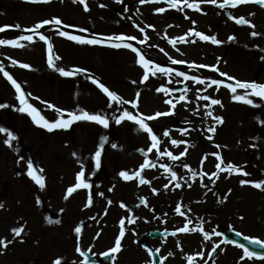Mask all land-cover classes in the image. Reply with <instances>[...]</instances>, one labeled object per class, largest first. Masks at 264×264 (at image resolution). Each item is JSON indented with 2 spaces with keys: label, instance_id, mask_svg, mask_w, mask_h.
<instances>
[{
  "label": "rangeland",
  "instance_id": "1",
  "mask_svg": "<svg viewBox=\"0 0 264 264\" xmlns=\"http://www.w3.org/2000/svg\"><path fill=\"white\" fill-rule=\"evenodd\" d=\"M86 3L89 8L87 12L84 11L83 4L74 3L73 0H51V3L0 0V27L8 26L6 30L9 33V30H14V26L18 24V31L10 32L13 40L24 34L32 35L34 41H23L26 47L22 49L0 46V62L21 85L22 90L26 94L31 93V96L27 97L29 103L40 110L50 122L57 119V113L48 109L41 101L69 112L82 110L89 114L103 113L109 117L113 114L119 117L123 110L113 113L114 109L119 108L115 103L113 109L107 108V97L86 75L65 78L44 65L47 63V45L39 40L38 34L23 30L52 18H60L63 24L72 26L61 28L72 35L85 38L116 35L133 37L135 39L125 42L136 47L152 63L172 68L174 72L183 71L206 81L219 80L228 84L233 80H227V76L239 81L264 83V47L257 54L250 56L251 60L248 62H252V66L249 65V71L243 74H239L240 59L236 53L239 49L233 47V44L243 46L246 38L249 39L247 27L250 28L249 24L254 25L256 15L261 13H249L250 7L220 9L210 3H201V11L195 12L186 7L183 11H177L165 3L141 4L140 0H122L121 3H116V0H86ZM100 4L105 7L101 8ZM161 7L167 11L158 13L156 10ZM144 8H151V13ZM257 9L262 10L264 7L257 4ZM235 13L238 15L237 19L244 18L249 24L238 25L235 19H229V14L234 17ZM185 16L189 19H185ZM192 21H195V25ZM140 28H143L144 32H141ZM79 29L87 31L81 32ZM190 29L208 36H216L222 43L214 45L186 35ZM40 32L49 38L54 55L61 58L54 60L57 67H63L65 70L76 67L85 69L110 91L130 102L136 100V94L139 93L137 109H132L131 104L123 106L133 114L138 111L140 114L154 115L157 112L169 111L170 106L163 101L178 98L187 86L189 103L180 102L173 110L174 114L181 111L184 120L176 124H172V120L170 123L173 114L148 122L161 141V151L180 155L187 148V153L181 156V162H173L166 155L160 157L155 149L148 152L150 139L130 121L116 125L110 119L108 129L94 122L81 121L74 123L68 130L49 133L46 129L38 127L26 113L17 111L20 105L15 89L0 74V104L9 105L8 108L0 109V127L18 138L10 148L4 143L6 133H0V204L4 205L0 209V240H12L13 229H24L21 236L7 249H0V264H54L57 259L61 260V264H83L80 255L82 250L91 249L93 254L101 256L104 251L114 246L121 230V220L124 221L125 236L121 241L122 250L113 254L114 264H149L151 257L148 253L154 249L160 250L163 264H176L175 259L181 251V256L185 259L184 264H187L186 258L189 255L200 253L204 247L206 253L208 249L212 250L211 244L199 246L193 243V240L190 241L188 235L194 228L202 229L197 233L202 241L204 233L209 232L213 236L214 244H220L218 249L223 256L234 257L236 253L240 257L244 256L243 249L222 238L221 232L225 227L216 229L208 226L204 212H198L200 217H194L188 212L186 203L199 204V196L191 202L185 200L183 197L187 194L188 186L179 181L182 187L175 189V182L170 180V173L164 171V165L170 167L178 177H190V172L184 167L187 165L197 172L191 183L199 179L197 183L201 185L204 178L212 176L208 184L216 195L224 193L231 198L232 212L226 214L230 221L228 227L245 235L264 239V206H254L255 210L251 213L254 222L246 223L238 217L244 210L250 213L249 209L243 208L242 202L248 199H264V191L251 186V182L264 181V125L257 127L259 130L255 131L249 126V123L255 125L258 119L264 124V111L259 103L254 102L259 107L253 108L259 110L257 116L262 118L252 117L249 111L245 114L236 111L233 104L228 103L232 94L224 87H220L217 92L213 86L205 92L204 85H197L192 81L183 82L182 77H175L174 74L172 77L150 76L147 82L141 83L143 69L138 63L139 58L130 49H116L107 46V42L105 45H78L58 36L56 26H46ZM2 33L4 32H0V35ZM10 35L4 34L0 37L2 39ZM145 35L148 39L141 43ZM232 36L236 39L229 41ZM180 37H185L186 42L181 43L178 39ZM169 39L177 40L175 47L168 42ZM191 40L196 42L191 43ZM225 41L230 42L228 47L223 46ZM160 49L167 52L168 56ZM168 57L186 63L173 65ZM13 60L18 63L13 65ZM19 63L29 64L31 70L20 68ZM192 64L206 67L197 70L190 67ZM212 66H216L218 71H213ZM220 72L226 73L227 76H221ZM169 79H172L171 84L168 83ZM133 81L136 83H132ZM161 86L168 87L171 96L157 92ZM242 92L244 90L238 89L237 94ZM197 95H210L219 99L223 107L216 105L205 109L204 105L210 101L197 100ZM37 97L39 99H36ZM173 102H176L175 99ZM197 105L201 108L199 112L196 111ZM207 110L213 111L214 116L222 117L223 123L207 118L204 114ZM231 110L246 118L233 119L229 115ZM211 125L216 127L214 134L204 131ZM193 127L201 133L205 143L199 141L198 136L192 140L188 138ZM243 128L245 130L240 132ZM163 131H169V137L162 136ZM209 135L213 137L211 140L207 138ZM30 136L32 137L29 138ZM171 139L182 143L179 147L173 146ZM196 141L201 146L211 145L212 149H199L195 158H192L193 143ZM101 144L103 149L100 168L96 169L93 157L95 152L100 150ZM216 145L220 147L217 148ZM141 149L147 155L142 154ZM212 153H217L220 159L211 155ZM206 155L208 159L203 160ZM21 157L24 159L21 160ZM146 159L156 164V168L149 166L141 173L144 179L150 181L149 184L140 185L139 178L124 181L119 176L121 171H127L130 175L138 171ZM28 160L33 162L38 175L44 178V190H40L39 186L27 177ZM81 164L84 165L85 182L90 183L91 188L78 189L65 199L67 189L77 183L76 176L81 171ZM217 164H220L221 168L231 164L234 168H239L240 173L246 172L248 175L231 169L219 172ZM40 168H43V173L39 172ZM254 168L257 169L256 173ZM94 171L95 175H92ZM201 171L208 174L202 180L199 175ZM154 172L156 175L150 177V173ZM213 173H218L219 179ZM226 174L228 180L222 184V178ZM241 180L249 183L242 186ZM165 185H168L167 189ZM153 189L156 190L155 193ZM99 193H103V196ZM37 197L40 199L39 204ZM89 198L92 203L86 206ZM109 200L111 205L108 204ZM121 204H124L123 208L120 207ZM178 205L184 215L176 213L175 208ZM32 207L35 210H32ZM49 218L60 223H49ZM133 219L135 223L130 222ZM188 220L192 223L189 224ZM184 226L189 228V232L179 231ZM76 227L81 228L79 235L74 231ZM173 232L176 233L175 236L172 235ZM21 239L23 243L19 242ZM185 241L188 244H182ZM77 248L80 251H77ZM179 249L181 250L177 253ZM171 251L172 255H169ZM260 257L264 256L240 258V264H264V259Z\"/></svg>",
  "mask_w": 264,
  "mask_h": 264
},
{
  "label": "snow or ice",
  "instance_id": "2",
  "mask_svg": "<svg viewBox=\"0 0 264 264\" xmlns=\"http://www.w3.org/2000/svg\"><path fill=\"white\" fill-rule=\"evenodd\" d=\"M27 2L30 3H51V0H27ZM74 3H80L84 5V11H89V8L87 6L86 0H73ZM122 0H116V3H121ZM249 2H255L257 4H259L260 6L264 7V0H223L222 3H219L218 0H199V2H197V0H140L141 4H158V3H165L168 4L170 8L172 9H176L177 11H183L184 8H188L191 9L195 12H200L201 8H200V4L201 3H210L212 5H215L216 7L220 8V9H225L228 7H236L240 4H245V3H249ZM100 7L103 8L105 7L104 4H100ZM158 13H164L165 11H167L166 8H158L156 10ZM254 15V13H253ZM185 19H189V17L185 16ZM229 19H235V23H237L238 25H243V24H249V21L244 19V18H239L236 19L235 17H233L231 14H229ZM193 25H195V21H192ZM46 26H56V33L58 36L60 37H64L69 41L75 42L78 45H105L107 42V46H111L113 48L116 49H120V48H124V49H130L133 53H135V55L139 58L138 59V63L140 65V67L143 69V75H142V80L141 83L147 82L149 80V77H156L157 75L161 76V77H172L173 74L175 77H182L183 78V82H187V81H192L194 82V84L197 85H204V91L207 92V90L209 88H212L213 86H215V91H219L220 87H224L230 90V93L232 94V99L236 102L242 103L244 105H249L252 107H259V105L254 104L253 99H251L250 97H259L261 100H264V84L262 83H257V82H241L239 80L235 81V86H233L232 84H228V83H223L219 80H211V81H206L205 79H201L195 75H189L186 74L183 71H175L172 68H168V67H161L159 65H156L154 63H152L149 59L145 58V55H143L140 51L137 50L136 47H133L131 44L126 43V40H130V39H135L133 37H126L124 35H116V36H94L93 38H85L83 36L80 35H72L69 34V32L61 30V28L67 29L69 27H72L70 25H66L62 23V20L60 18H52V19H47V20H43L37 24H35L33 27L28 28V29H24L23 31L25 32H29V33H33V34H38L39 35V40L43 41L46 45H47V50H48V56H47V64L50 68L53 69V71H56L59 73V75L61 77H65V78H74L75 76L78 75H86L87 79L91 81V83L93 85H95L108 99V103H107V108L109 109H113V103L119 105V108L114 109L113 113H115L116 111H121V109H123L121 111V114L119 117H117L115 114H113L111 117H109L106 114L103 113H98V114H89L87 111H82V110H77V112L79 114H77V112H69V111H65L59 108H56L54 105L46 102V101H41L42 104H45L46 107L50 110H54L57 113V119L54 122H50L49 120H47L45 118L44 115L41 114V111L38 110L36 107L33 106V104L29 103V100L27 97L31 96V93H25L22 88L21 85L13 78L12 75L9 74L8 71L5 70L4 64L2 62H0V74H2L10 83L11 86L15 89V93L16 95V99L19 102L20 107L17 109V111H19L20 113H26L29 117H31V120L40 128L46 129L49 133L56 131V130H68L71 128V126L74 123L77 122H81V121H86V122H94L97 125H101L104 129H108L110 126V119L113 120L115 122L116 125H121L124 121H130L133 122L135 125L138 126V129L140 131H142L143 133L147 134L148 139H150L151 141V145L148 149V152H152L153 149L156 150V152L158 153V155L160 157L163 156H167L171 161L175 162L181 159V156L185 155L187 153V148L184 149V152H182L180 155H173L172 152L169 151H161L160 150V139L158 138V135L156 133H154L153 128L149 126L150 121H154L156 120L158 117H162V116H171L174 114V109L176 108L177 104L180 102H184V103H189V101L187 100V93L189 91V88L186 86L182 93L179 95L178 98H168L165 99L163 102L166 105L170 106V110L166 111V112H157L154 115H144V114H140L138 111L136 112V114H133V112L124 109V105L127 104H131V108L132 109H137L138 108V99H139V93L136 94V100L134 101H128V100H124L122 99L117 93H115L114 91H110L108 87H106L103 83L98 82L91 74H88L86 72L85 69H81V68H71L68 70H65V68L63 67H57L56 64L54 63L55 61L60 60L61 58L59 56H55L53 53V45L52 43L49 41V38L40 32L41 29H44ZM250 27L254 28V25L249 24ZM8 26H2L0 27V32H4L6 30ZM14 27L16 28H20V25H15ZM139 27V26H137ZM146 27H152V26H146ZM169 27H172V25H169ZM141 32H144L143 28L139 29ZM79 31L84 32L87 31L86 29H79ZM186 35H190V36H194L199 38V40L204 41V42H211L214 45H220L222 42L219 41L216 36H208L205 34H202L198 31H194V30H189V33ZM251 35L253 37L257 36L258 34L253 31L251 32ZM148 39V37L145 35L143 37V40L140 41L141 43L146 42ZM179 41L181 43L186 42L185 37H180L178 38ZM236 39L235 36L229 37V41H234ZM23 41H27V42H34L33 41V36L32 35H21L19 36L18 39L15 40H0V46H11L13 48H25L26 45L24 43H22ZM170 44L173 45V47H175L177 40L176 39H169L168 41ZM191 43H195V40H191ZM161 52H164L163 49H160ZM177 51H179V49H177ZM165 56H168L167 52H164ZM171 64L176 65V64H181V63H186L185 61H180V60H176L173 59L171 57H168ZM18 62L13 60L12 64L16 65ZM18 66L22 69H29L31 70V66L29 64L26 63H19ZM190 67L194 68V69H199V68H203L206 67L205 65H196V64H192L190 65ZM212 70L213 71H218V68L216 66H212ZM221 76H227L226 73L220 72L219 73ZM234 77L231 76H227V80L231 81L234 80ZM132 83H136L135 81H133ZM168 83L171 84L172 83V79L168 80ZM238 89L244 90L243 94H237ZM157 92L159 93H163L165 96H171V90L168 87H164L161 86L157 89ZM36 99H39L38 97ZM175 99V103L173 102V100ZM197 100H203V101H210V103L205 104L204 107L205 109H210L212 106H216L219 105L220 107H223L222 101L219 99H215L212 98L210 95H197L196 97ZM9 105L8 104H0V109H4V108H8ZM201 110L200 106L197 105L196 107V111L199 112ZM205 116L207 118H211L214 121H216L217 123L222 124L223 123V119L222 117L219 116H214L213 115V111L211 110H207L205 111ZM65 116L67 117V119H65ZM204 131L209 132V133H215L216 131V127L215 125H211L208 126L204 129ZM0 133H6V139L4 140V143L8 146V147H13V142L16 141L18 138L17 136H15L12 132L8 131L7 129L0 127ZM183 134V133H182ZM170 133L169 131H163L162 136L164 137H169ZM209 140H211L213 137L211 135H209L207 137ZM105 142L107 141V137L104 138ZM180 143H182L181 141H177L176 139H171V144L173 146L179 147ZM113 147H116L115 145H113ZM216 147H220L219 145H216ZM100 150H97L94 154L93 159L95 160V168L99 169L100 168V161H101V152L103 149V144H101L99 146ZM142 154L147 155V153L143 152V149L140 150ZM73 155L75 156L76 154L73 153ZM211 155L216 156L217 159H220L219 155L217 153H212ZM21 160L24 159V157L20 158ZM208 159V156H204L203 160ZM203 160L201 161V163H203ZM149 166H151L152 168H156V164L149 161V160H145L143 162V164L140 166V169L136 172H134L133 174H129V172L127 171H121L119 173V176L124 180V181H133L136 180L137 178H139V184L140 185H145V184H149L150 181L144 179L141 176V173L148 168ZM81 171L77 174L76 176V181L77 183L75 184L74 187H69L67 189V194L65 196V199H67L68 197H70L74 192H76L78 189H90L91 188V184L85 182V171H84V165L81 164ZM164 167V171L167 173H170V180L175 182V189H179L182 187V183L187 185L189 188L192 187V183L190 181L194 180L197 176V172L193 171L190 167H188L187 165H184L185 168L188 169V171L190 172L191 176L190 177H178L177 174L172 171V169L166 165L163 166ZM26 175L27 177L31 178L32 181L35 182L36 185L39 186L40 190H44L45 189V180L41 175L37 174V169L34 167V164L31 160L26 161ZM216 168L219 170V172H224L227 170H233L237 173H240V169L239 168H234L233 165L229 164L227 165L225 168H221L220 164L216 165ZM43 168L39 169L40 173H43ZM242 175H248V173L244 172V173H240ZM92 175H95V171L92 173ZM201 180L203 179L204 176H208L207 173L205 172H200L199 173ZM214 176H216L217 179H219V175L218 173H213ZM208 179L211 180L212 176H208ZM179 181H182L179 182ZM214 183V181H213ZM241 185L243 186L245 183H249L247 181L241 180L240 181ZM202 187H207L206 185H203V183H201ZM251 186L256 188V189H260L262 191H264V181H259V182H251ZM114 187V186H113ZM168 185H165V188L167 189ZM173 189V190H175ZM209 191H211L212 189L209 188ZM109 191H112V189H109ZM153 193L156 192L155 189L152 190ZM100 196H103V193H99ZM37 203H40V199L39 197H37ZM92 203L91 198L88 199L87 201V205L86 206H90ZM111 200L108 201V204L111 205ZM4 207L3 204H0V209H2ZM120 207H124V204H121ZM175 211L177 214L180 215H184L183 212H181V208L178 205L175 208ZM241 219H243V217H241ZM49 223H60V221L56 220L53 221L51 218L48 219ZM131 223H135V220H131ZM188 223H192L191 220H188ZM121 225V230L119 232V235L117 237V239L114 242V246L110 249V252L112 254L118 253L120 252L121 249V241L125 236V232H124V221L121 220L120 222ZM200 230L202 231V229H192V231H197ZM24 231V229L22 227H18L12 230L13 232V239L12 240H0V249H7L9 247L10 244H12L13 242H15L16 238L21 236V233ZM75 233L77 235H79L81 233V228L80 227H76L74 229ZM180 232L182 233H187L189 232V228L187 226L181 227L179 229ZM216 235H219V233H215ZM173 236L176 235L175 232L172 233ZM212 237L208 234V233H204V239L205 240H210ZM19 242L23 243V240L21 239ZM250 243L253 244H260L259 240H251ZM220 247V244H216L213 248H212V252L214 253L216 251L217 248ZM261 247H264V245H261ZM91 249H89L90 251ZM77 251H80L79 248H77ZM155 252H159V249H156ZM81 256H84L85 253L84 252H80ZM105 255H108V253H106ZM149 257H152L154 255L153 252H149L148 253ZM169 255H172V253H169ZM201 259H203V253L199 254ZM256 254L253 252L248 251L247 248L244 249V256L241 257V259H243L244 257H247L249 259H252L253 256H255ZM209 258H211V256H209ZM261 259H264V257H260ZM164 259H167V257H164ZM188 264H192L193 260L195 259V257L193 256H188L187 258ZM54 264H61V260L57 259L54 261ZM84 264H88L87 259L85 260ZM149 264H154V262L152 260L149 261ZM160 264H163V260L160 261Z\"/></svg>",
  "mask_w": 264,
  "mask_h": 264
},
{
  "label": "bare ground",
  "instance_id": "3",
  "mask_svg": "<svg viewBox=\"0 0 264 264\" xmlns=\"http://www.w3.org/2000/svg\"><path fill=\"white\" fill-rule=\"evenodd\" d=\"M219 2H221V1H219ZM246 7H250L248 12L251 13V14H253V13L255 14V13H258V12H261V13L257 14L255 19H254L253 23H254L255 27L254 28L247 27L249 39L246 38V41H245L244 45L240 46L238 44H233V47H236V48L239 49V50H236L237 51L236 53L238 54L239 59H240L239 74H243L245 71H249V67L252 66V62L250 64L248 62V61L251 60L250 56H252L254 54H257L264 47V9L258 10L257 9V4L249 5V6H246ZM241 8H243V7H241ZM144 9L148 13H151V11H152L151 8H144ZM234 17L236 19L238 18L237 13L234 14ZM13 31L14 32L18 31V28L15 27L14 30H12V29L9 30V33L6 30L1 35L7 34L9 36L10 32L13 33ZM253 31H255L258 35L253 37L251 35V32H253ZM0 39H1V37H0ZM1 40H13V38L10 35V37L4 36ZM229 44H230V42H228V41L223 42V46H225V47H228ZM44 65L48 66L47 63H44ZM241 94H243V92ZM250 98L253 99V102L259 103V105H261V108L264 111V100H261L259 97H250ZM228 103L233 104V107L235 108L236 111H242V112H244V114L249 111V112L252 113V117H261V116H257V113L259 112V110L257 108H253L252 106L244 105L242 103L236 102L232 98H230ZM236 111L231 110L230 114H229L230 117H232L233 119L246 118V116L244 117V115H241L240 113H239V115H237L238 112H236ZM182 115L183 114L181 113V111L177 112V113L174 114V116L172 117L171 120L170 119H168V120H170V123L173 120L172 124H176L179 121L184 120V117ZM263 125L264 124H263V121L261 119L260 120L258 119V121L255 122V125H252L251 123H249V126H251L250 129L253 128V131L258 129L257 127H262ZM199 130L202 132V130L200 128H199ZM244 130L245 129L243 128L240 132H243ZM190 134L191 135L187 134L189 139L192 140V139H195L194 138L195 136H198L199 137V141L205 143V139H203V137L201 136V133H199L198 130L195 127L192 128ZM31 137L32 136H30L29 138H31ZM162 142H166V140H162ZM189 143H191V141H189ZM210 148H211V145H206L205 144V146H201L196 141V142L193 143V150L191 152L192 153L191 157L195 158V155L197 154L199 149L207 150V149H210ZM189 160L191 161L190 158H189ZM178 162H181V160H178ZM253 171L256 173L257 169L254 168ZM155 175H156V173L154 172V173H150L149 176L150 177H154ZM227 180H228V178H227V174H226L222 178V184H225L227 182ZM198 181H199V179H197L196 181H194L192 183V187L191 188L188 187L186 189V193L187 194H186L185 197H183L185 200H188V201L191 202V201L195 200L197 195L199 196V200H200L199 204L192 205V204H187L186 203V205L188 207V212L192 213L194 215V217H200L199 213H203L204 212L205 213L206 224L208 226H210V227H215L216 229H222L224 227L225 228L228 227L230 221L227 219L226 214L229 213V212H232L231 204H230V199L231 198L228 197L227 195H225L224 193L216 195V193L213 190L209 191L208 189L210 188V185L208 184L209 179L207 177L204 178V182L202 180L203 185H206L207 187H202L199 183H197ZM242 204H243V208L244 209L247 208V209L250 210V213H248L247 210H244L243 212H240L238 217H240V219H241V217H243V219H241V220L245 221L246 223L254 222L253 221L254 219L251 217V213L255 210L254 206H256V208H257V205L264 206V199L262 201H259V200H256V199H248L247 201L242 202ZM32 210H35V209L32 207ZM263 221H264V219H263ZM263 225H264V222H263ZM198 232H199L198 230L190 232V234L188 235V237H190V241L193 240V243L198 244L199 246H204V245L205 246H209V244H211L210 247L213 248L216 245V244H214L213 236L210 235V233L208 231H207L208 234L212 238L210 240H205L204 239L203 240L204 242L201 240L200 237L197 236ZM182 244H188V242L185 241V242H182ZM190 245L191 244L189 243V246ZM180 250L181 249L177 250V253ZM185 250H187V248ZM135 252L136 251H134V253ZM181 252H179L177 254V258L175 259L176 264H181V260L183 261V264L185 262V259L182 258L183 255H182ZM171 253H172V251H171ZM200 253H203V257H204L203 259H201L200 255H199ZM200 253H194V254L189 255V256L195 257V259L193 260L192 264H194V263L195 264H240V262H241V259H240L241 257L237 253H236V255L234 254L235 255L234 257L233 256L232 257L223 256L222 254L219 253V249L218 248L216 249V251L214 253L212 251H210V249H208L207 253H206V249L204 247V250H202ZM208 253L210 255H208ZM209 256H211V258H209ZM186 262L188 264L187 259H186Z\"/></svg>",
  "mask_w": 264,
  "mask_h": 264
},
{
  "label": "water",
  "instance_id": "4",
  "mask_svg": "<svg viewBox=\"0 0 264 264\" xmlns=\"http://www.w3.org/2000/svg\"><path fill=\"white\" fill-rule=\"evenodd\" d=\"M229 234H231L230 236H231V238L232 239H234V240H237V241H240V242H243V243H245V244H247L246 242H244L242 239V237L241 236H238L237 234H234L233 235V233L232 232H230ZM242 238V239H240V238ZM254 247H256V248H258V249H260L259 247H257V246H254ZM86 257H87V261H94L95 259H93L92 257H89L88 255H86Z\"/></svg>",
  "mask_w": 264,
  "mask_h": 264
}]
</instances>
